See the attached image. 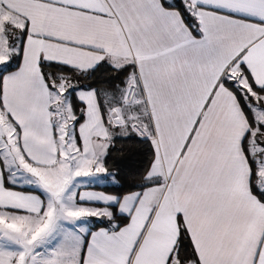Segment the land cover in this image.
<instances>
[{
  "label": "snow or ice",
  "instance_id": "obj_1",
  "mask_svg": "<svg viewBox=\"0 0 264 264\" xmlns=\"http://www.w3.org/2000/svg\"><path fill=\"white\" fill-rule=\"evenodd\" d=\"M0 264H264V0H0Z\"/></svg>",
  "mask_w": 264,
  "mask_h": 264
}]
</instances>
